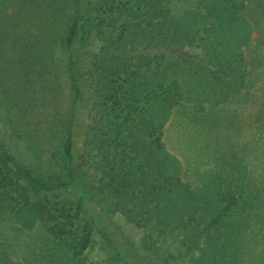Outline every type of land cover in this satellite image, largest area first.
<instances>
[{
	"label": "trees",
	"instance_id": "obj_1",
	"mask_svg": "<svg viewBox=\"0 0 264 264\" xmlns=\"http://www.w3.org/2000/svg\"><path fill=\"white\" fill-rule=\"evenodd\" d=\"M70 4L71 15L55 10L50 21L61 27L57 37L42 40L44 57L51 41L67 53L70 116L51 131L49 168L18 161L0 138V264H97L86 251L95 234L108 240L75 184L89 189L107 218L120 215L140 230L141 247L160 263L234 264L256 197L237 176L184 183L163 131L175 108L199 116L246 89L256 30L246 0ZM6 227L32 237L26 257L11 256ZM122 260L114 254L106 262Z\"/></svg>",
	"mask_w": 264,
	"mask_h": 264
},
{
	"label": "rangeland",
	"instance_id": "obj_2",
	"mask_svg": "<svg viewBox=\"0 0 264 264\" xmlns=\"http://www.w3.org/2000/svg\"><path fill=\"white\" fill-rule=\"evenodd\" d=\"M246 3L256 29L247 53L246 89L199 116L187 105L175 108L164 127L163 142L180 161L182 181L190 187L202 186L216 177L237 176L235 183L245 185L256 197L234 264H264V0ZM55 10L73 13L70 0H0V138L18 161L41 169L49 168L51 131L70 116L67 53L53 41L50 57L42 52L43 37L54 40L61 30L49 25ZM74 57L77 59L76 53ZM89 97L83 100L82 93L84 105L90 104ZM83 109L76 112L74 136L85 117L87 108ZM73 189L87 216L108 240L95 234L94 244L85 254L87 260L108 264L107 258L115 254L123 260L111 264H162L141 247L140 230L120 215L107 218L89 189L79 184ZM3 233L14 259L28 255L33 247L30 235L8 227Z\"/></svg>",
	"mask_w": 264,
	"mask_h": 264
}]
</instances>
